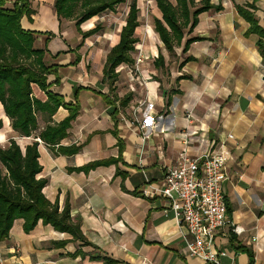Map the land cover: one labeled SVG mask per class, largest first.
Returning a JSON list of instances; mask_svg holds the SVG:
<instances>
[{"label":"crops","instance_id":"obj_1","mask_svg":"<svg viewBox=\"0 0 264 264\" xmlns=\"http://www.w3.org/2000/svg\"><path fill=\"white\" fill-rule=\"evenodd\" d=\"M53 1L29 0L35 14L30 20L23 17L20 25L38 34L35 44L43 41L45 60L57 67L59 83L50 91L78 108L60 146H81V150L73 156H53L38 140L42 171L37 178L47 180L42 191L47 200L57 202L60 210L69 205L71 218L81 221L82 235L90 245L81 247L68 234L40 221L25 235L22 221L17 220L8 239L0 242L4 264H104L90 255L117 264H204L188 257L185 229L177 225L164 201L139 195L141 186L159 181L181 152L192 158L209 152L228 156L222 192L231 224L218 235V242L228 249L221 264H264V50L259 53L257 35H246L249 25L236 10L254 5L255 10L248 11L264 30V0H210L222 10L198 15L183 43L199 40L185 54L182 48L175 49V60L165 74L153 65L161 53L168 67L169 55L154 34L152 19V29L146 27L152 55L142 50L147 60L140 66L147 82L141 86L131 80L128 65H121L116 69L114 93L102 82L108 52L100 57L88 51L87 39L78 47L81 36L74 22L59 23ZM14 2L5 0V8L11 9ZM154 18L161 19L156 5ZM93 20L80 29H93ZM187 57L191 60L180 66ZM48 81L53 82L54 76ZM32 88L34 98L44 102V93ZM114 94L131 95L125 110L117 102L109 104ZM136 108L146 124L144 132L132 117ZM67 116L60 107L51 121L57 124ZM0 119L1 147L14 139L24 150L34 141L12 131L1 107ZM43 126L41 120L39 128ZM93 163L103 164L74 171ZM232 228L238 234L231 233ZM76 251L80 254L73 256Z\"/></svg>","mask_w":264,"mask_h":264},{"label":"trees","instance_id":"obj_2","mask_svg":"<svg viewBox=\"0 0 264 264\" xmlns=\"http://www.w3.org/2000/svg\"><path fill=\"white\" fill-rule=\"evenodd\" d=\"M126 0H54L53 10L59 23L63 21L74 22L83 45L85 39L97 35L102 29L96 24L93 29L83 32L81 24L93 18L113 12L124 4ZM156 8L161 13V19L153 18V30L157 34L169 57H175V49L182 48L185 54L191 43L199 40L191 38L184 41L185 34L192 32L197 24L199 14L213 10L219 12L221 5L212 6L210 0L195 3L194 0H155ZM5 0H0V107L9 121V126L18 137H34L44 144L53 156H73L81 146H60V142L67 137V130L71 122L78 115L77 106L66 105L61 96L50 91L51 86L57 85V67L45 63V48H35V32L25 31L21 28L20 20L26 17L30 20L35 14L29 0H15L11 9L5 8ZM247 8V9H246ZM192 10V11H191ZM237 13L249 25L246 35L255 34L261 39L257 42L260 54H263L264 30L257 23L253 13L254 5L237 6ZM139 10L136 0L128 5L124 25L118 35L117 43L108 51L102 69V82L106 83L109 91L114 93V83L118 78L116 69L121 65L131 66L132 57L137 39L135 31L139 27ZM48 36H51L50 34ZM187 57L184 63L190 61ZM155 69H165L164 58L161 53L153 61ZM54 76L49 82L48 77ZM32 86H36L44 93L46 100L41 102L35 99ZM114 105L125 110L131 100V95L122 98L113 95ZM62 107L68 111V116L61 122L54 124L51 117ZM115 109V108H114ZM117 108L115 109V111ZM41 117V119H40ZM41 120L44 126L40 127ZM2 120L0 119V130ZM38 141L21 150L14 139L8 140L6 147L0 146V242L8 239L13 223L22 221L21 229L29 235L40 221L56 232L71 236L73 242L82 246L90 245L81 232V221L73 220L69 205L66 203L60 210L57 202L51 203L43 195L47 180L37 178L42 168L39 165L37 151ZM119 152H120V146ZM103 163H93L74 171H89ZM76 251L73 256L79 255ZM91 260H99L104 264H117L108 258L90 255Z\"/></svg>","mask_w":264,"mask_h":264},{"label":"built area","instance_id":"obj_3","mask_svg":"<svg viewBox=\"0 0 264 264\" xmlns=\"http://www.w3.org/2000/svg\"><path fill=\"white\" fill-rule=\"evenodd\" d=\"M146 60L141 46L136 47L134 63L128 66L131 80L141 86L148 80L140 70ZM144 103L140 102L138 107ZM139 113L136 108L132 117L139 131L144 132L146 124L139 120ZM228 159L219 152L194 158L181 152L174 163L164 169L159 181H146L139 190L142 198L164 201L177 225L185 229L183 240L188 257L204 264H221L228 256V249L218 242L219 233L231 224L222 192V185L227 180L225 166ZM230 232L238 234V229L232 228ZM0 264H4L1 253Z\"/></svg>","mask_w":264,"mask_h":264},{"label":"rangeland","instance_id":"obj_4","mask_svg":"<svg viewBox=\"0 0 264 264\" xmlns=\"http://www.w3.org/2000/svg\"><path fill=\"white\" fill-rule=\"evenodd\" d=\"M131 1L132 0H126L124 4L117 6L113 12H109L102 15L101 17L94 18L93 26H95L96 24H101L102 30L97 35L92 36L86 40L88 51L95 52L96 55L98 54L100 57H103L116 44L120 29L124 25V21L128 11V5ZM136 3L139 7V27L135 32V38L137 39V44L141 46L142 50L145 51L147 55L151 56L152 54H150L149 48L151 47L153 49L154 46L153 44H148V40H150V38L146 32V27L148 25L152 29V19L154 18L156 5L155 0H136ZM149 33L152 34L150 30ZM42 43L43 41H41L40 46L39 44H35L34 47L41 49L43 48ZM134 55L135 48L132 57ZM148 59L149 62L153 60V58ZM174 60L175 57H169V60L167 61L168 67H165L166 69H164L165 71H163L164 74L165 72H168L169 66L174 62ZM45 63H47L46 60ZM148 64L149 66H151L150 63ZM3 145L2 147H6L8 145V141L6 140Z\"/></svg>","mask_w":264,"mask_h":264}]
</instances>
